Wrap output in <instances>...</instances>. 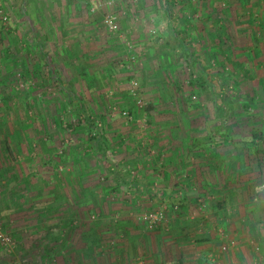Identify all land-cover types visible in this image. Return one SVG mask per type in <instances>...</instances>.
Returning a JSON list of instances; mask_svg holds the SVG:
<instances>
[{
    "label": "rangeland",
    "instance_id": "374dc122",
    "mask_svg": "<svg viewBox=\"0 0 264 264\" xmlns=\"http://www.w3.org/2000/svg\"><path fill=\"white\" fill-rule=\"evenodd\" d=\"M252 10L261 16L264 0H0V218L17 247L30 244L25 252L20 246L10 254L0 248V264H19L25 257L29 264L57 263L51 244H63L65 252L66 240L54 230L77 214L75 198L86 202L82 216H94L86 224L108 217L105 223L113 227L121 219L120 202L131 203L134 189L148 198L143 211L167 205V226L149 229L141 221L144 227L166 237L182 231L197 236L200 219L189 214L209 208L207 198L198 193L194 209L165 202L159 174L151 179L159 183L153 190L160 202L142 176H151L147 165L162 167L169 146L180 145L192 158L195 136L207 139L216 132L221 137L230 133L232 122L233 132L242 131L241 113L253 112L243 106L262 101L264 69L241 68L227 58L229 40L241 43L249 34L241 28ZM110 13L117 17L116 31L103 23ZM72 21L85 26L73 37ZM254 21L257 25L260 17ZM179 35L183 45L177 43ZM42 40L40 52L34 43ZM237 55L228 57L241 62ZM225 100L233 102L234 111ZM94 125L105 137L104 152L91 138L88 127ZM172 176L186 182L195 174L188 169ZM133 180L140 182L130 190ZM180 191L175 194L185 196ZM223 209L209 214L220 219ZM178 212L183 216L176 222ZM35 231L42 236L26 243L25 234Z\"/></svg>",
    "mask_w": 264,
    "mask_h": 264
},
{
    "label": "crops",
    "instance_id": "0c3cea01",
    "mask_svg": "<svg viewBox=\"0 0 264 264\" xmlns=\"http://www.w3.org/2000/svg\"><path fill=\"white\" fill-rule=\"evenodd\" d=\"M259 9L261 8L259 7ZM260 13L261 16L252 10L248 12L246 18H243V20L248 19V22H244L241 29L244 32L248 29L249 34L244 35L245 38L243 37L241 43L235 44L233 37L231 41L229 40L230 48L227 50V54L238 53L237 58L241 60L242 67L249 68L251 66L264 69V10H261ZM259 17L260 21L256 25L254 20ZM71 24L68 26L70 35L73 34L71 37L77 35L74 34L75 30L82 31L85 27L83 24L73 21ZM170 28L171 26L168 27V30ZM79 35L82 36V34ZM178 37L180 38V35ZM179 38L177 43L183 45L185 40L182 39L181 42ZM165 42L169 47L174 46V44L170 45L171 42L166 40ZM45 43V40L36 41L34 45L37 47V51L42 52L41 47L46 45ZM164 45L166 44L164 43ZM260 92H262L261 102L258 104L247 102L243 106V109L248 106L249 110L253 112L246 115L247 111L243 110L241 113L243 116L239 121V126L242 131L233 132L234 124L232 122L230 125L233 128H230V133L221 136L222 138L215 134L216 132L210 133L207 139L201 136L197 138V135L193 138L197 145L192 158L187 155L186 150H182L181 146L176 144L175 148L168 147L167 153L160 161L162 167L158 164L160 167L158 170L155 169L157 167L155 165H147L145 168V171L149 175L151 174L147 179L142 176L145 186L150 185L148 191L158 189L154 187L158 182H154L153 185L151 178L161 175V179L158 178V181L162 182L160 185L164 194L161 192V195H164L165 202L179 203L180 207L190 206L193 208L192 203L201 200V198L196 199L198 193L207 198L210 203L209 208L201 211L193 208L194 212L189 214L191 219H200L198 234H201L194 237L191 233L182 231V234L174 232V235L170 234L166 237L159 235L158 231L153 232L146 226L144 227L138 217L145 206L144 202L147 203V200H144V197L147 196L142 195L141 189L134 191L136 183L140 181L133 180V183L129 182V186L131 185L129 189H134L132 190L134 196L131 203L127 200L125 203L120 202L121 206L118 208H121V219L113 227H109L105 223L108 217H103L102 222L86 224L85 221L91 219L92 216L90 215L88 218L81 215L80 209L86 202L75 198L80 203L79 208L75 207L77 214L68 215L65 218L67 225L54 230L57 236H65L63 238L66 240L65 252L62 248L63 244H51V249H56L58 254L55 264H264V87ZM229 120L233 121L235 118ZM170 137L176 140L174 136ZM186 137L184 136L185 142L188 140ZM121 139L123 141V137ZM206 141L207 143H205ZM218 141H220L219 144L215 145ZM6 159L7 156L2 161H6ZM191 161L194 162L193 165L189 164L188 166L187 164ZM188 169L194 170V179L190 178L186 182H182L184 179L181 178L182 176H177L176 180L173 179L172 174L188 171ZM162 174L165 176L163 177ZM196 186L201 189L199 192L192 191ZM177 188H181L180 193H185V196L184 194L183 196L175 194ZM210 190L211 192L215 190L217 196L208 195ZM155 191L151 192V195L154 194L155 200L159 199L162 202L161 195ZM126 197L129 198V196ZM224 205L226 211L223 212L222 218L216 219L211 215L213 213L209 214L217 208L224 210ZM135 209H139V211H135ZM182 213H177L176 222H179V216H183ZM108 221L110 222V219ZM173 222H175V218ZM77 224H79L78 227ZM53 229L50 227L51 231L48 232V235L53 234ZM38 232L41 231L38 230ZM38 232L26 233V243L33 237H39V235L41 237L42 234ZM229 239L236 241L235 247L226 252H220V245ZM19 246L21 251L25 252L26 249H29L30 244L22 243L18 244ZM218 251L219 258L212 262L209 255ZM26 258H22L23 261L19 264H29ZM53 260L55 261V259L51 261ZM18 262V260H13L10 264H18ZM35 262L36 260H33L31 264H35ZM46 264H50V262Z\"/></svg>",
    "mask_w": 264,
    "mask_h": 264
},
{
    "label": "built area",
    "instance_id": "2783aa9c",
    "mask_svg": "<svg viewBox=\"0 0 264 264\" xmlns=\"http://www.w3.org/2000/svg\"><path fill=\"white\" fill-rule=\"evenodd\" d=\"M93 10H95V8H93ZM103 23L110 31H116L118 29L117 17L113 13L107 14L103 19ZM133 84L135 85L134 82ZM131 91L133 93L132 95L136 98L137 97L136 90L132 88ZM136 102L140 107L144 106V102L141 98H136ZM124 113L125 115H128V112H124ZM203 206L204 205L201 204L200 209H203ZM177 207L178 205H175L174 208ZM166 210H167V205L163 204L162 208L160 209L150 210L140 214L138 219L140 221H143L144 224L149 229H155L160 226H166L168 224V217ZM92 217L94 218V216ZM220 232L223 235L222 230H220ZM235 245H236V241L234 239L226 240L220 245L219 251L226 252L230 248L235 247ZM0 248H2L4 252L7 254L13 253L18 249L13 236L4 228L1 218H0ZM256 249L258 250L259 247L257 246ZM219 251L217 253H211L209 255V258L212 262H215L219 258V254H218ZM35 264H46V263L42 262L41 260L38 261L36 260Z\"/></svg>",
    "mask_w": 264,
    "mask_h": 264
},
{
    "label": "trees",
    "instance_id": "16d2710c",
    "mask_svg": "<svg viewBox=\"0 0 264 264\" xmlns=\"http://www.w3.org/2000/svg\"><path fill=\"white\" fill-rule=\"evenodd\" d=\"M180 41L182 42L183 40L180 38ZM41 48L44 49V45H42ZM220 53H223L224 54V52H223V50L221 48H220ZM227 58H228L229 61H231L235 65L240 64L241 65V68H242V63L241 62H237V61L231 60V58L228 57V55H227ZM225 102H226L225 104L229 105V109L231 111H234V104H233V102L232 101H227V100H225ZM146 109H149V110L150 109H153V105L152 104H147ZM218 109H220V111L223 110L221 107H219ZM84 119L85 120L87 119V121H90L89 117H86ZM88 129L92 133L91 138L98 141L99 148L104 152L106 150V147H107L106 142H105V139H104L105 138L104 135L101 134V132H99L97 130V128L95 127V125L94 126H91V127H88ZM111 172L114 174V176L116 175V177L119 176L120 178L125 179L124 178L125 176H123V174L121 172H113V170Z\"/></svg>",
    "mask_w": 264,
    "mask_h": 264
}]
</instances>
